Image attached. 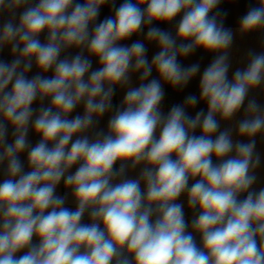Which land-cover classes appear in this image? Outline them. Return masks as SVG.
<instances>
[{"label": "clouds", "instance_id": "9594fccd", "mask_svg": "<svg viewBox=\"0 0 264 264\" xmlns=\"http://www.w3.org/2000/svg\"><path fill=\"white\" fill-rule=\"evenodd\" d=\"M223 2L0 0V264H264V0Z\"/></svg>", "mask_w": 264, "mask_h": 264}, {"label": "crops", "instance_id": "0c3cea01", "mask_svg": "<svg viewBox=\"0 0 264 264\" xmlns=\"http://www.w3.org/2000/svg\"><path fill=\"white\" fill-rule=\"evenodd\" d=\"M119 3L120 0H117ZM253 2V0H224V2L220 5V9L227 13V16L225 17L224 24L225 27L233 29L235 32L238 25L239 18L244 15L247 11L248 5ZM109 10L107 7L103 8L101 10V19H103L104 16L109 15ZM163 28H168V25H159ZM133 40L137 39L136 36L132 38ZM131 41H129L130 43ZM254 51H261V36L259 34H250L244 38H241L238 34L236 35V38L234 40L231 54H230V63L231 67L229 70V78H231L232 73L237 68H243L246 66V56L247 52L249 50ZM157 51L155 46L149 47V59L151 58L152 54ZM0 58H9L7 55V52L3 54ZM213 59L212 54L210 53H204L202 50H197L196 53H194L189 58L182 60V63L185 65H189L192 63L199 62L201 65V73L203 72L204 68L208 66V64ZM95 66V65H94ZM198 83H199V74L195 79H193L189 85L181 92V91H174L171 88L166 87V96L163 102L164 110L167 111L172 104L182 102L184 96L188 95L189 93L198 95ZM123 96L122 90H117L116 95L114 97V103H119L121 98ZM257 99L264 101V97H261L260 93H256ZM197 108H204L206 111V105L200 104L197 106ZM77 111H81L82 109H77ZM194 114V112H193ZM107 122V117L104 118V120L101 122V127H105ZM37 137H32L33 143H35ZM257 151L261 154V166L257 171L258 175V181L256 184V187H264V138L257 137ZM130 175H135V173H130ZM60 194H63V185L58 188L57 190ZM183 200V198H181ZM185 203V213H186V219L190 222L192 218V213L188 210L186 201ZM68 207L73 208L75 205L69 200ZM87 219V218H85Z\"/></svg>", "mask_w": 264, "mask_h": 264}]
</instances>
